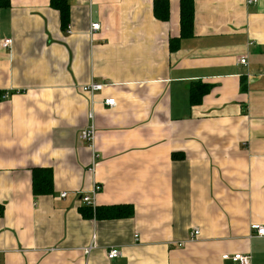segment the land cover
Listing matches in <instances>:
<instances>
[{
  "label": "crops",
  "instance_id": "crops-1",
  "mask_svg": "<svg viewBox=\"0 0 264 264\" xmlns=\"http://www.w3.org/2000/svg\"><path fill=\"white\" fill-rule=\"evenodd\" d=\"M9 1L0 11V264H236L224 259L236 254L264 264V238L251 230L264 227V0H193V36L175 50L180 0H169L167 22L158 0H67L70 34L51 0ZM92 82L102 91L84 92ZM196 83L211 90L192 106ZM91 112L95 174L79 137ZM35 169L52 172V194H33ZM95 184L94 210L81 196ZM118 206L134 215H102ZM193 229L199 240L179 247ZM111 249L122 257L110 261Z\"/></svg>",
  "mask_w": 264,
  "mask_h": 264
},
{
  "label": "trees",
  "instance_id": "trees-1",
  "mask_svg": "<svg viewBox=\"0 0 264 264\" xmlns=\"http://www.w3.org/2000/svg\"><path fill=\"white\" fill-rule=\"evenodd\" d=\"M181 1V37L179 40L172 42V49L179 48V41L181 39L193 36L194 32V15L195 6L193 0H180ZM9 0H0V11L9 8ZM51 7L58 11L61 17V23L64 30L69 26L70 6L67 0H51ZM154 12L156 17L167 22L169 20V0H158L155 2ZM209 85L196 83L190 89V102L192 106L201 104L205 95L210 92ZM242 91H246V85H243ZM184 155L175 153L172 155L174 161L184 160ZM33 194L36 197L47 196L53 193V174L48 169H35L33 171ZM92 213H96L97 217H101V209ZM106 212L108 214H106ZM104 215L106 218H130L134 215V209L131 206H118L106 210ZM95 214V215H96Z\"/></svg>",
  "mask_w": 264,
  "mask_h": 264
},
{
  "label": "built area",
  "instance_id": "built-area-1",
  "mask_svg": "<svg viewBox=\"0 0 264 264\" xmlns=\"http://www.w3.org/2000/svg\"><path fill=\"white\" fill-rule=\"evenodd\" d=\"M259 0H246L247 5L253 6L257 5ZM101 29L100 24L94 23L91 26V35L93 33L99 32ZM67 32L70 34L71 33V27H67ZM2 48L4 50L10 49L12 47V41L11 40H5L2 42ZM240 64L246 65L247 60L246 59H241ZM103 89L102 85H99L97 83H91L89 86L85 87L83 90L86 93H89L91 95H94L95 93L101 92ZM104 105L110 109H113L116 107L117 103L114 99L106 100L104 102ZM89 118L92 121L91 125L81 131L80 133V141L88 145L92 152V159L91 163L88 167V172L91 174H95L97 170V166L99 163V160L101 158V155L99 154L98 148L96 146V126H95V119L94 115L91 112L89 114ZM103 186L100 184H95V186L92 189V192L87 195H82L81 196V201L84 205L88 207H92L94 210L96 209V197L102 192ZM67 196L66 193H63L61 195V198H65ZM252 232L256 233L257 237L264 238V227L260 225H252L251 227ZM200 237V230L198 229H193L189 235V238L187 241L179 243V247L185 246L187 243H194L199 240ZM138 238V236H136ZM93 250V246L91 245L90 247L84 249V253L86 255H90L91 251ZM122 257L121 251L118 249H111L107 253V258L110 261L119 259ZM224 259L226 260H232L233 263L236 264H251V255H243V254H236L233 256H224Z\"/></svg>",
  "mask_w": 264,
  "mask_h": 264
}]
</instances>
